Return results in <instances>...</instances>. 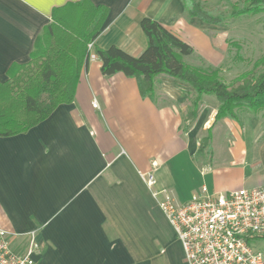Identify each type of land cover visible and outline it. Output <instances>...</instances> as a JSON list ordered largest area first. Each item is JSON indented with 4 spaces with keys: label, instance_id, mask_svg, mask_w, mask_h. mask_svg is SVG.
Wrapping results in <instances>:
<instances>
[{
    "label": "crops",
    "instance_id": "crops-1",
    "mask_svg": "<svg viewBox=\"0 0 264 264\" xmlns=\"http://www.w3.org/2000/svg\"><path fill=\"white\" fill-rule=\"evenodd\" d=\"M76 1L0 0V82L13 63L29 60L53 9ZM90 1L108 8L95 50L140 54L147 45L140 21L149 17L193 47L186 63L219 62L218 29L189 17L184 0ZM100 68V58L89 60L73 101L25 132L0 136V224L21 234L13 238L19 251L34 232L37 264H186L140 174L153 173L154 189L179 203L202 188L262 185L264 131L253 115L216 120L210 96L189 120L192 88L166 73L143 97L135 77ZM203 136L209 145L201 149Z\"/></svg>",
    "mask_w": 264,
    "mask_h": 264
},
{
    "label": "trees",
    "instance_id": "trees-1",
    "mask_svg": "<svg viewBox=\"0 0 264 264\" xmlns=\"http://www.w3.org/2000/svg\"><path fill=\"white\" fill-rule=\"evenodd\" d=\"M184 1L189 17L209 24L264 13V0H227L225 14L211 13L199 0ZM107 14L106 6L90 0L53 9L51 21L35 39L29 60L13 63L7 79L0 82V136L25 132L47 118L59 104L73 101L89 62L87 43L98 36ZM140 26L147 38L140 54L131 55L115 45L96 50L103 75L121 72L135 77L143 97L152 96L158 74L170 75L192 88L189 120L196 116L203 96L215 100L216 120H239L241 112L256 116L264 110V55L255 63L262 69L243 72L227 83L217 67L186 63L184 57L193 53V47L158 21L143 17ZM208 141L207 136L201 138V149L208 147Z\"/></svg>",
    "mask_w": 264,
    "mask_h": 264
},
{
    "label": "built area",
    "instance_id": "built-area-1",
    "mask_svg": "<svg viewBox=\"0 0 264 264\" xmlns=\"http://www.w3.org/2000/svg\"><path fill=\"white\" fill-rule=\"evenodd\" d=\"M87 51L90 61L99 59L94 40ZM140 177L174 229L186 264H264V253L254 245L264 236V184L214 194L202 188L179 203L166 189H154L153 173ZM27 235L25 248L16 250L13 238L21 234L0 224V264H37L38 243L34 232Z\"/></svg>",
    "mask_w": 264,
    "mask_h": 264
},
{
    "label": "rangeland",
    "instance_id": "rangeland-1",
    "mask_svg": "<svg viewBox=\"0 0 264 264\" xmlns=\"http://www.w3.org/2000/svg\"><path fill=\"white\" fill-rule=\"evenodd\" d=\"M228 5L227 0H206L203 4L204 8L213 14H225ZM214 28L218 29L219 35V62L212 64L205 59L192 57L189 59L192 63L219 68L220 75L227 83L243 72L262 69L257 68L255 63L264 55V13L233 17L223 23L214 24ZM239 118L246 121L251 115L241 112ZM253 119L263 132L264 110L253 116ZM254 245L264 253V238L257 239Z\"/></svg>",
    "mask_w": 264,
    "mask_h": 264
}]
</instances>
